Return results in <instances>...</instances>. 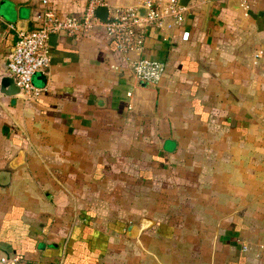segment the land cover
Wrapping results in <instances>:
<instances>
[{
    "label": "crops",
    "instance_id": "0c3cea01",
    "mask_svg": "<svg viewBox=\"0 0 264 264\" xmlns=\"http://www.w3.org/2000/svg\"><path fill=\"white\" fill-rule=\"evenodd\" d=\"M87 1L0 0V76L18 30ZM236 1L189 0L126 53L102 26L60 34L37 97L0 92V256L264 264V0ZM140 56L166 63L157 84Z\"/></svg>",
    "mask_w": 264,
    "mask_h": 264
},
{
    "label": "built area",
    "instance_id": "2783aa9c",
    "mask_svg": "<svg viewBox=\"0 0 264 264\" xmlns=\"http://www.w3.org/2000/svg\"><path fill=\"white\" fill-rule=\"evenodd\" d=\"M103 4L104 0H88L78 15L59 14L52 8H46L38 15L37 26L17 31L16 40L7 54L6 71L14 77L24 99H33L41 91L32 78L36 72H45L50 64V33L65 29L76 34L87 28L102 26L105 33L114 39L117 48L126 53L129 49L141 47L146 28L181 24L186 9L177 0H138L136 5L108 10L107 20L104 21L95 13L96 7ZM251 4L252 0H239L245 15L249 13ZM141 7L145 8L144 14L140 11ZM182 36L188 38V32L184 31ZM130 64L134 77L150 84H157L166 71L164 61L148 56L137 57ZM17 261L15 255L0 256V264H16Z\"/></svg>",
    "mask_w": 264,
    "mask_h": 264
},
{
    "label": "water",
    "instance_id": "95a60500",
    "mask_svg": "<svg viewBox=\"0 0 264 264\" xmlns=\"http://www.w3.org/2000/svg\"><path fill=\"white\" fill-rule=\"evenodd\" d=\"M188 1L189 0H177L178 4L183 5V6L187 5ZM235 2L237 3L236 0H235ZM108 10H109L108 6L99 5L96 7L95 13L100 19L106 21L107 15H108ZM140 11L144 14L145 8L141 7ZM66 33H67V31L65 29L59 30L58 32L50 33L49 37H48L49 44L53 45L54 40L57 38L58 35L66 34ZM32 80H33V83L35 85H37L38 87H41L42 85H38V84H40L38 81L44 82L46 80V75L41 73V72H36L33 75ZM0 92L4 95L17 96L19 99H23V93H22L20 87L16 83L14 77L9 75V74H3L0 76ZM20 157H21V152H18L16 157L13 159V163L14 164L18 163Z\"/></svg>",
    "mask_w": 264,
    "mask_h": 264
}]
</instances>
